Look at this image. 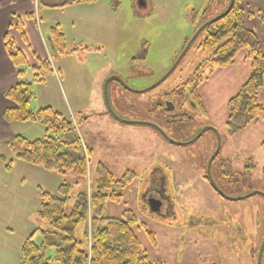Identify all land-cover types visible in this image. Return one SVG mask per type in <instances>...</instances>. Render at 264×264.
I'll list each match as a JSON object with an SVG mask.
<instances>
[{"label":"rangeland","instance_id":"1","mask_svg":"<svg viewBox=\"0 0 264 264\" xmlns=\"http://www.w3.org/2000/svg\"><path fill=\"white\" fill-rule=\"evenodd\" d=\"M62 1L36 0L39 8L35 5V16L42 18V28L56 19L62 24L68 55L53 59L55 67L61 68V82L48 73L43 75V82L32 83L31 106H50L70 118L77 127L81 145L85 151L91 150V156L83 178L72 173L59 175L27 164L14 157L8 143L15 135L28 140L41 138L45 129L33 122L10 124L13 136L0 144V264H19L21 246L28 236L35 233L34 241L39 243L40 233L36 230L48 228L38 216V189L58 195L60 184L72 185L69 207L79 191L91 195L98 162L115 178L127 170L135 174L129 185L118 190L122 195L120 202H106L103 216L118 218L124 210H131L136 216L134 230L140 248L150 262L159 259L163 264H255L264 235V196L253 194L234 201L226 198L242 197L253 191L264 194L261 176L264 125L256 121L235 134H229L225 126L227 102L249 75L246 51L236 54L233 63L225 68L206 66L203 75L207 78L199 86L202 103L185 101L183 108L176 109L175 113L184 112L192 118L187 123L188 138L206 126L217 130V133L206 130L186 145L174 146L161 140L151 134L149 126L117 121L106 110L103 89L96 92L100 98L98 104L92 94L93 80L100 81L102 86L111 76L122 77L128 87L139 90L155 83L174 63L183 41L192 36L197 25L223 12L229 0H216L202 17L207 0H147L148 8H134L131 0L47 6ZM239 1L246 27L251 13ZM94 7L98 9L89 13ZM92 16L104 21H92ZM21 27L18 19L15 28L20 38ZM205 34L204 30L197 36L174 70L152 89L142 93L126 90L118 99L112 93L118 82L110 81L108 103L128 120L157 122L156 115H162V107H166L165 94L179 87L208 55L199 47ZM4 38L6 48L20 50L28 59L26 71L30 73L25 76L32 79L28 56L12 39ZM97 45L104 48L102 55L92 52ZM261 46L264 48L262 43ZM73 67L77 70V80L69 78ZM258 101L264 104V84ZM216 134L221 144L211 164L210 176L226 197L204 178L207 162L217 145ZM7 163H11L9 169L5 167ZM155 167L168 179L164 188L147 192L148 197L158 199L157 211L145 200L141 182L147 171ZM81 231L79 228L78 234ZM46 255L52 256L51 248Z\"/></svg>","mask_w":264,"mask_h":264},{"label":"trees","instance_id":"2","mask_svg":"<svg viewBox=\"0 0 264 264\" xmlns=\"http://www.w3.org/2000/svg\"><path fill=\"white\" fill-rule=\"evenodd\" d=\"M94 1L63 0L56 5L47 6L56 8L67 3ZM204 30L206 34L199 47L208 55L188 78L167 96L178 101L189 96L193 104L200 105L202 102L199 86L207 78L203 75L206 66L225 68L233 63L236 54L245 50V59L249 61V75L237 93L227 102L226 130L229 134H235L256 121L264 125V104L258 101L259 90L264 84V48L255 33L245 27L240 1L234 0L228 14L206 26ZM20 35H23L21 28ZM48 41L52 54H65L64 34L58 25L49 28ZM7 49L18 81L4 93V97L12 106L3 111L2 118L8 124L33 122L45 129L43 137L33 140L15 135L8 143V149L16 159L27 164L59 175L72 173L83 178L91 150H84L71 119L50 106L37 109L31 106L32 83L43 82V75L52 72L50 62L47 59L32 57L30 70L33 76L28 80L25 76L26 66H29L28 59L20 50L12 51L9 47ZM211 73L212 70H209L208 74ZM261 147L264 150V142ZM10 165L11 163H7L6 169H9ZM261 176L264 180V168ZM134 177L135 174L127 170L120 178H115L105 165L98 162L91 195L88 197L85 190L79 191L69 207L67 205L72 185L60 184L58 195H52L39 188L38 216L46 222L48 228L36 230L40 233L39 243L34 241L35 233L28 236L21 246L19 264H163L159 259L150 262L146 252L140 248L134 230L136 216L131 210H124L118 218L103 216L106 202H120L122 195L118 190L129 185ZM79 228H82L80 234ZM148 235L154 242L151 233ZM48 248L52 249L50 257L46 255ZM261 264H264V249Z\"/></svg>","mask_w":264,"mask_h":264},{"label":"crops","instance_id":"3","mask_svg":"<svg viewBox=\"0 0 264 264\" xmlns=\"http://www.w3.org/2000/svg\"><path fill=\"white\" fill-rule=\"evenodd\" d=\"M38 1V0H37ZM245 6L246 12L251 13L250 16H247L249 24L246 26L248 29L254 31L255 35L259 41L264 45V0H241ZM88 4V3H84ZM35 5L36 0H0V144L4 142L5 138L13 136L11 132L10 124H7L3 118V111L10 107L12 104L4 97L5 91L12 87L18 81L16 75V69L13 66L8 49L5 47L4 37L8 36L9 39H12L19 49H21L30 59V62H33L32 57H39L42 59H47L50 62L51 70L49 76L52 78L59 79L61 82V68H56L54 60H58L59 57L67 56L68 54L54 55L52 54L50 43L48 41V30L54 25H58L60 30L63 33L62 24L56 19L52 24L41 27L42 18L35 16ZM37 6V5H36ZM37 8H39L37 6ZM98 7L90 8L89 13L94 12ZM93 20H102V18H97L92 16ZM18 19L21 21V29L23 31V37L18 36L16 31L15 24ZM107 21V20H106ZM74 23V22H73ZM101 24V23H100ZM75 25V24H73ZM64 39L65 36H64ZM9 41V40H8ZM65 40V44H66ZM104 48L101 45L94 47L92 52L97 55L103 54ZM72 73L69 75V78L72 80H77V70L75 67L71 68ZM30 71H26V74ZM101 73H99L100 75ZM30 79V78H29ZM100 81H94L92 86V94L95 97V103H99V95L97 91L101 92L103 85H99ZM109 87V85H108ZM135 87V86H134ZM138 88V87H136ZM34 102V100H32ZM34 109H37L34 106ZM113 122V121H112ZM14 124V123H13Z\"/></svg>","mask_w":264,"mask_h":264},{"label":"flooded vegetation","instance_id":"4","mask_svg":"<svg viewBox=\"0 0 264 264\" xmlns=\"http://www.w3.org/2000/svg\"><path fill=\"white\" fill-rule=\"evenodd\" d=\"M131 2L133 4L132 6L134 8H138V7L139 8H141V7L142 8L143 7L144 8H148V6H149L147 0H137V1L136 0H131ZM206 2L207 3L204 5V7H203V9L201 11V15H200L201 17L206 15L207 11L212 7V5L216 2V0H213V2H209V0H207ZM205 21L206 20L201 21L197 25V28L200 25H202L203 23H205ZM189 39L187 38V39H185L183 41V44H182V47H181V51L185 47V45L187 44ZM179 53H178V55H179ZM178 55H177V57H178ZM140 57H141V55H140ZM125 83L128 84L126 81H125ZM117 85L118 86L115 87V89L113 91H112V88L109 89L108 86H107L108 87L107 90L109 89L110 91H112V93H115V95H113V96L118 98V99H120L122 93L125 92L126 89L123 86H121L119 83H117ZM133 88H135V87H133ZM176 88H174V89H176ZM170 92L165 94V99L167 100V103H166V107H162V113L163 114L162 115H156L157 116V122H155V123L153 122V124H155L157 127H159V129H161L164 132L165 136H167V138L172 140V142H170L169 140L165 139L164 136L157 129H155V128L151 127V126H149V127L153 131V133H151L152 135H154V134H155V136L157 135L158 138H160L161 140H164L165 142H167V143H169L171 145L180 146V145H177L176 142H187V141L191 140L194 137V136L192 138H188L187 137V131H188L187 123H189L192 120V118L188 114H185L184 112H179V111H178L179 113H175V112H176L177 108H180V109L183 108L182 106H183L185 101H188V102H191V103H192V101L190 100L189 96H185V97L182 98V101H178L174 97L167 96ZM119 93H120V96L117 97ZM160 105L161 104H159V106ZM110 107H111L112 111L115 114H117L120 118L124 117L123 119H128V118H126L127 116L120 115L118 113V111L114 107H112L111 105H110ZM139 121H141V120H139ZM156 140L158 141V139H156ZM218 154H219V152H218ZM218 154H217V156H218ZM216 157L214 158V160L216 159ZM210 169H211V167H210ZM166 178L167 177H165L162 174V172L156 167L155 168H150L147 171L146 178L141 181L142 182V186L145 188V190H144L145 200L148 199L149 201H151V199H155V200L158 201V199H156V198H154L152 196L148 197V193L147 192L149 191V189H162V188H164V186H165V184L167 183V180H168ZM204 178L208 179L207 178V173H206V176H204ZM231 182H233V181H231ZM168 215L169 214H165V216H168ZM257 255H258V252H257ZM256 260H257V256H256Z\"/></svg>","mask_w":264,"mask_h":264},{"label":"water","instance_id":"5","mask_svg":"<svg viewBox=\"0 0 264 264\" xmlns=\"http://www.w3.org/2000/svg\"><path fill=\"white\" fill-rule=\"evenodd\" d=\"M233 4H234V0H229V3L226 7V9L220 13L219 15H217L216 17L212 18V19H209L207 21H205V23H203L202 25H200L196 31L193 33V35L190 37V39L188 40L187 44L185 45V47L182 49V51L179 53L178 57L176 58V60L174 61V63L171 65V67L163 74V76H161L160 79H158L155 83H153L152 85H150L149 87H146L144 89H134V88H130L128 87L125 82L119 77V76H111L109 77L108 79H106V81L104 82V85H103V95H104V101L106 103V110L107 112L114 118L116 119L117 121H120V122H124V123H127V124H134V125H144V126H151L155 129H157L163 136L165 139L169 140L170 142H172V140H170L169 138H167V136H165L164 132L159 129V127H157L155 124L153 123H150V122H147V121H139V120H128V119H123V118H120L117 114H115L109 103H108V99H107V84L112 81V80H115L117 81L121 86H123L126 90L128 91H133V92H138V93H142V92H145L146 90H149V89H152L154 88L157 84H159L163 79H165L173 70L174 68L177 66V64L179 63V61L181 60V58L184 56V54L186 53V51L188 50V48L190 47V45L192 44V42L197 38V36L201 33V31L208 25L216 22L217 20L223 18L224 16H226L228 14V12L232 9L233 7ZM206 130H213L214 132L217 133V130L215 127L213 126H206L204 128H202L191 140L187 141V142H176L177 145H186L188 143H191L195 140H197L204 131ZM217 135V146L215 148V150L213 151L212 155L210 156L208 162H207V166H206V171H207V178L209 179V181L211 182L213 188L215 189V191L217 193H219L220 195L225 196V194L218 188V186L213 182L211 176H210V167H211V163L213 162L214 158L217 156L219 150H220V136L218 134ZM253 194H260V195H263V193H260L258 191H253L251 193H248L247 195L245 196H242V197H236V198H231V197H226L228 200H242L243 198H247ZM150 204H151V207L154 211H157L159 210V205L160 203L155 200V199H151V201H149ZM263 249H264V236L262 238V241L260 243V246H259V250H258V255H257V260H256V264H261V257H262V252H263Z\"/></svg>","mask_w":264,"mask_h":264}]
</instances>
